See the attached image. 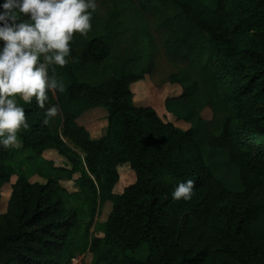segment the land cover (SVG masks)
<instances>
[{"label":"trees","instance_id":"obj_1","mask_svg":"<svg viewBox=\"0 0 264 264\" xmlns=\"http://www.w3.org/2000/svg\"><path fill=\"white\" fill-rule=\"evenodd\" d=\"M110 1L107 21L99 24L93 12L90 31L73 34L70 62L55 66L65 91L50 93L45 108L59 107L60 129L51 128V118L43 122L34 98L19 101L30 125L18 132L22 146H0V187L17 176L0 211V264H71L85 253L90 264H264V0H169L177 9L169 47L199 68L202 80L169 73L166 82L181 92L165 97L164 107L173 112L170 102H190L207 85L211 95L199 111L209 104L213 116L222 114L207 147L227 151L240 182L235 190L212 171L193 127L163 120L152 105H131L132 88L149 78L152 61L137 71L126 60L109 73L102 68L120 14ZM95 107L109 110L97 142L77 121ZM48 149L67 164L44 158ZM123 164L135 180L114 193ZM30 168L45 182L28 181ZM75 171L79 191L69 192L59 180ZM187 180H194L192 198L174 200L172 191ZM106 201L105 219L90 232Z\"/></svg>","mask_w":264,"mask_h":264},{"label":"rangeland","instance_id":"obj_2","mask_svg":"<svg viewBox=\"0 0 264 264\" xmlns=\"http://www.w3.org/2000/svg\"><path fill=\"white\" fill-rule=\"evenodd\" d=\"M119 9L118 23L115 25L111 40V54L103 65L106 73L114 65L128 61L130 69L137 71L144 68L149 61L153 62V70L149 78H143L140 84L132 88L133 96L130 99L131 105L144 106L152 105L158 115L163 120H173L178 128L185 129L193 127L195 129L194 139L200 146L204 158L218 179L231 190L238 189L240 182L237 178L236 167L230 165L227 151L224 149L210 150L207 147V139L220 127L222 114L215 111L214 116L209 104H205L201 111L199 106L205 99L209 98L211 91L207 85L202 84L201 90L190 102L175 100L169 103L173 112H167L164 107V99L169 96L180 94L181 88L177 84H170L167 81L169 73L180 71L184 76L191 79L202 80L199 68L189 64L187 59L178 50L173 51L169 47L168 39L171 37V21L177 9L173 7L169 0H117ZM97 8L95 11L96 21L103 24L107 21L109 11L114 4L110 0H96ZM146 77H148L146 75ZM209 91V94H208ZM200 113L204 120L198 118ZM178 116V120L175 121ZM109 110L105 107H95L83 113L78 119V123L83 125L93 142L99 141L105 134L108 123ZM213 118V120H212ZM212 120V121H211ZM172 121V122H173ZM211 121V122H210ZM61 127L60 113L51 118V128ZM68 147L78 153L83 158L84 154L73 147L66 139H63ZM28 157V154H23ZM43 157L53 160L57 166L67 164L63 157L56 154L53 149L43 152ZM29 164L24 161V165ZM118 181L113 192L119 193L121 190L135 180L134 172L128 164L117 167ZM30 182L44 183L45 178L36 173L27 172ZM81 172L75 171L71 178L59 180L60 185L69 192L79 191L78 182ZM17 176L13 175L9 181L0 187V211L3 212L6 202L11 192V185ZM80 201V200H79ZM80 203V202H78ZM110 209V202L102 204L99 214L95 213L90 232L94 230L95 221H103ZM87 208L82 205L78 208L79 221H87ZM96 215L98 216L96 219ZM96 219V220H95ZM101 235V233H98ZM91 256L88 253L75 257L71 264H90Z\"/></svg>","mask_w":264,"mask_h":264},{"label":"clouds","instance_id":"obj_3","mask_svg":"<svg viewBox=\"0 0 264 264\" xmlns=\"http://www.w3.org/2000/svg\"><path fill=\"white\" fill-rule=\"evenodd\" d=\"M96 0H0V146H22L18 132L30 127L25 108L45 110V124L59 107L45 108L50 93L65 91L55 66L67 65L74 33L91 29ZM194 180L179 182L174 200L192 198Z\"/></svg>","mask_w":264,"mask_h":264},{"label":"crops","instance_id":"obj_4","mask_svg":"<svg viewBox=\"0 0 264 264\" xmlns=\"http://www.w3.org/2000/svg\"><path fill=\"white\" fill-rule=\"evenodd\" d=\"M178 119H176L175 121H177ZM173 121V120H172ZM173 123H174V121H173ZM174 125H175V123H174ZM176 126V125H175ZM189 128V127H188ZM186 129V128H185Z\"/></svg>","mask_w":264,"mask_h":264}]
</instances>
